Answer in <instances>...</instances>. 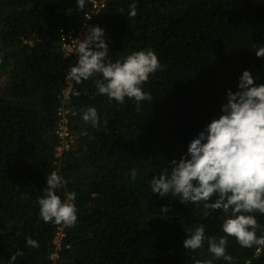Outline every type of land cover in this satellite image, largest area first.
I'll return each mask as SVG.
<instances>
[{"label": "trees", "instance_id": "trees-1", "mask_svg": "<svg viewBox=\"0 0 264 264\" xmlns=\"http://www.w3.org/2000/svg\"><path fill=\"white\" fill-rule=\"evenodd\" d=\"M131 2L111 0L93 22L106 29L113 59L156 51L161 68L143 84L152 100L137 111L134 100L98 94L92 79L75 82L80 95L68 103L75 141L62 160L59 93L77 57L65 52L59 30L77 29L90 3L79 11L74 0H0V264L18 249L16 264H54L62 224L44 222L38 205L53 170L66 180L62 197L76 192L78 212L58 264H195L212 254L206 242L185 249L184 229L204 224L209 235H224L222 212L160 197L150 179L219 114L243 70L264 82V58L251 48L264 44V0H136L137 15L129 17ZM89 106L98 109L100 127L82 119ZM255 215L264 226V214ZM28 237L39 247L28 246ZM228 251L233 264H264V246L241 247L229 237Z\"/></svg>", "mask_w": 264, "mask_h": 264}, {"label": "clouds", "instance_id": "clouds-1", "mask_svg": "<svg viewBox=\"0 0 264 264\" xmlns=\"http://www.w3.org/2000/svg\"><path fill=\"white\" fill-rule=\"evenodd\" d=\"M74 3L77 10L83 11L88 0ZM136 15V0H132L128 16ZM73 43L71 54L75 53L77 58L66 79L70 77L76 83L92 79L98 94L121 104L126 98L134 100L137 111L141 102L152 100L143 84L161 68L154 49L142 48L113 59L106 29L98 24L87 26L83 38L75 37ZM253 44L255 55L264 58V44ZM82 119L94 127L101 125L95 106H89ZM169 165L151 177L152 193L160 197L180 196L192 204L203 202L205 209L223 214L224 235H209L204 224L184 229L185 249H201L206 242L207 251L212 254V258L197 260L195 264H213V258L233 264L235 258L228 251L229 237H234L241 247L264 246V226L258 224L255 215L264 214V82H259L250 69L243 70L236 90H226L219 114L196 132L186 151L169 161ZM130 174L134 178L136 169H130ZM65 183L56 170L46 177L43 195L38 197L39 216L44 222H77L76 192H66L62 197L58 191ZM258 228L261 234L257 233ZM26 244L39 247V242L31 237ZM22 256L23 251L18 249L10 254L7 264H16L17 257Z\"/></svg>", "mask_w": 264, "mask_h": 264}, {"label": "built area", "instance_id": "built-area-1", "mask_svg": "<svg viewBox=\"0 0 264 264\" xmlns=\"http://www.w3.org/2000/svg\"><path fill=\"white\" fill-rule=\"evenodd\" d=\"M90 3V9L85 13V19L81 25L75 28H60V43L67 54H71L74 48L75 37L83 38L86 32L87 26L94 25L93 18L95 15L103 13L108 7V3L111 0H88ZM80 95V90L76 86L75 81L70 77L66 79L65 85L59 93V97L62 99L61 105L57 108V114L59 121L55 130L57 138H59V144L56 147V157L62 158L63 155L70 150L72 144L75 141L74 132L71 129L70 116L72 115L71 108L68 103L74 98ZM71 225L62 224L57 231L55 237V250L51 255V259L54 264H58L57 261L60 258V251L64 246V238L66 237L67 228Z\"/></svg>", "mask_w": 264, "mask_h": 264}, {"label": "rangeland", "instance_id": "rangeland-1", "mask_svg": "<svg viewBox=\"0 0 264 264\" xmlns=\"http://www.w3.org/2000/svg\"><path fill=\"white\" fill-rule=\"evenodd\" d=\"M6 81H7L6 79H3L1 84H5Z\"/></svg>", "mask_w": 264, "mask_h": 264}]
</instances>
